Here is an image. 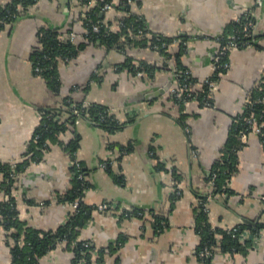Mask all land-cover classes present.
I'll list each match as a JSON object with an SVG mask.
<instances>
[{"label":"crops","instance_id":"0c3cea01","mask_svg":"<svg viewBox=\"0 0 264 264\" xmlns=\"http://www.w3.org/2000/svg\"><path fill=\"white\" fill-rule=\"evenodd\" d=\"M10 1L0 0V6ZM123 1L112 0V7L105 10V21H113L110 28H115L120 14L113 5ZM129 4L150 34L176 38L175 44L182 41L179 60L190 74L186 84L192 91L212 74L217 38L231 30L239 15L248 11L257 34L264 33V0H133ZM83 12L78 0H37L0 28L1 163L28 155L42 111L52 110L64 120L67 98L107 106L121 123L108 130L87 115L66 121L63 131L48 138L42 159L28 162L18 175L13 194L19 218L44 230L66 220L71 207L54 199L70 186L72 159L67 147L75 141V159L90 184L83 200L96 206L80 238L90 241L92 258L100 255L102 264H202L196 253L199 204L202 196L213 192L212 168L225 155L233 160V170L226 189L208 204L209 221L225 229L244 224L243 229L251 230L264 224L262 138L254 132L236 136L235 149L228 151L235 117L244 111L246 95L264 70V36L257 45L229 50L230 66L219 77L211 107L194 98L182 106L175 101L180 83L174 57L140 44H128L124 50L86 45L69 61H59L60 83L55 88L34 72L32 53L38 32L45 26L64 34L71 30L77 43L86 32ZM125 56L157 69L150 76L140 70L118 71L115 65ZM40 201L46 203L42 206ZM101 202H107L109 212L97 209ZM126 208L142 214L125 215ZM240 242L246 243L242 253L216 252L211 264H264V231L256 241ZM63 245L45 253L39 264H72V252ZM11 259L0 225V264H10Z\"/></svg>","mask_w":264,"mask_h":264},{"label":"trees","instance_id":"16d2710c","mask_svg":"<svg viewBox=\"0 0 264 264\" xmlns=\"http://www.w3.org/2000/svg\"><path fill=\"white\" fill-rule=\"evenodd\" d=\"M70 1L71 0H69V2ZM36 2L37 0H11L6 5L0 6V28H2L7 23H12L14 20L19 18L22 12L27 10L30 5H33ZM78 2L81 6H84L86 13V17L82 19V25L85 27L86 32L83 35L81 41L77 43L70 42L68 35L72 34V31L67 30L64 34L62 33L61 29H58L57 27H41L38 32V46H36L33 50L32 60L34 63H37L43 67V78H45L50 83V85L55 88L59 86V61L72 58L78 53V51L82 50L88 44H98L105 49L118 48L122 50H124L128 44L150 46L158 50L162 55H172V57L175 59V71L178 82L181 85L188 82L190 83V74L188 71H186L187 68L181 65L179 60L183 51V45L181 43L182 41L178 40L180 45L178 43H173L170 45L172 40L177 39L150 34L149 31L146 30L142 19H140L136 13L129 9L130 4H124L125 0L118 5H113L114 8H117V10L120 11L119 16H117L115 20V28H110L113 21L111 22L107 20L106 22V12L105 10H102L103 4L106 2L112 4V0H78ZM101 13L102 15H100ZM97 20L102 21L103 24L98 32H94L91 30L90 26L92 22ZM241 20L243 21V17ZM239 28L240 23L234 20L231 30L227 34L219 36V38H223L225 40L228 35L237 34ZM139 30H141L140 34H138ZM40 32H42V35H39ZM262 36H264V33L256 34L252 37L251 43L253 45H257V40H259V38ZM122 37H124V41H121ZM162 42H166L168 45L161 46ZM154 45H157V47ZM174 45H177L176 51H174L172 48ZM115 66H117L118 71L123 68H127L129 72L135 74L136 71L140 70L144 73V75L147 74L149 76L153 75L155 69H157L156 66H153L152 64L150 65L140 63L138 65L134 63L128 56L123 57V60L117 63ZM161 67L165 68V63L161 65ZM223 72H221L219 77ZM211 76L213 75L211 74L209 77ZM214 76H217V74L215 73ZM204 81L202 82L201 88L199 90L192 91L186 88V90L191 91V99L194 98V100H196L200 105H203V98L207 90V85ZM257 84L249 91L253 98L260 95ZM186 90L183 89L184 92H186ZM174 99L180 105H183V103L178 101L177 98ZM65 102L67 104L64 112L67 114V116H65L64 120L62 121L60 116L52 110H44L41 112L42 119L37 129L33 133L28 155H26L23 160L15 162V172H18V175L24 170L28 162L39 161L42 159L44 149L47 146L48 138H54L61 131H63L66 121L71 122L77 117H85V115H87L95 123H99L108 130H112L121 125L116 117L107 114V106L94 102H90L87 106H84L82 101L74 102L69 98H67ZM71 102L76 103L80 111L79 114H72L69 107ZM49 113L52 114L53 118H49V116H47ZM250 115H253L257 119L258 123L264 121V101L261 103H255L253 107L245 106L244 111L235 117L233 131L234 137L230 140L229 146H231L228 148L229 153L231 149H235L236 136L241 138V133L243 131L249 132L250 128L246 124V119ZM55 116L59 118L55 119ZM260 137L262 138L261 141L264 144V136L260 135ZM67 149L71 159L74 160L76 158L75 141L73 143H69ZM232 161L233 160H231L230 155H225L215 164V166H213L212 173L216 174L214 189L212 192L214 196L226 189L222 188V185L225 184V181L228 179L233 170ZM78 162L80 164L79 171L82 172L83 178L77 177V173H79L78 169L74 165H71L70 186L64 193L58 195L56 199L59 201H72L76 198H80L81 201L79 207L77 210L71 211L62 224L57 226L55 229L50 230L34 228L19 218L16 199L12 194L13 190L16 188L15 183L18 181V177L16 179L8 177L11 164L13 162H0V185L5 191V193H3V196L5 197H0V225L5 230V238L7 239L10 249L12 257L10 264H39V259L45 253L61 243H64V248L72 252V264L103 263L100 255L97 256V259L92 258L93 247L91 246L90 241L80 238L81 228L85 224L86 220L90 217L93 208H96V206L91 207L83 200L84 192L86 189H88L90 184L86 179V175L80 161ZM156 165L157 168H163V166H161L158 162ZM106 167H108V165ZM73 172L76 174L72 175ZM205 195L201 197V200L205 198ZM26 202L36 203V201L32 198H26ZM44 202L46 203V201ZM199 208L200 213L196 223V231L200 236V241L196 252L199 261L202 264H211L212 257L216 252L219 251L222 253H227L231 256L242 253L243 247L246 243L240 242L238 238L232 236V234L225 228L212 226L208 219L207 213L203 211L201 203L199 204ZM138 213L142 214V212L137 211H124V214L129 216L138 215ZM156 220L158 219L156 218ZM238 226L241 229L243 227H247L244 224H238ZM262 226L263 223L256 224L254 227H251V230H256ZM205 246L210 247L212 251L211 255L201 257L199 256V252Z\"/></svg>","mask_w":264,"mask_h":264},{"label":"built area","instance_id":"2783aa9c","mask_svg":"<svg viewBox=\"0 0 264 264\" xmlns=\"http://www.w3.org/2000/svg\"><path fill=\"white\" fill-rule=\"evenodd\" d=\"M132 1L133 0H125L124 4H129ZM111 7H112L111 3L106 2L103 4L102 10H108ZM82 16L86 17V13L83 12ZM242 17H243V21L241 20ZM235 20L240 23V28L237 31V34H230L226 37L225 40L223 38H219V37L217 38L218 39V45H217L216 51H215L213 58H212V75L213 76L206 78L204 81L207 85V90H206V93H205L204 98H203V105L204 106L211 107L213 105V91H214V88L216 87V85L218 83L219 75L221 74V72L226 71L230 66V62L228 59L229 50L231 48H245V47L252 46L253 45L251 43L252 37L257 34L255 22L251 16V14L248 11L239 15ZM102 24H103V22L100 20L92 22L91 26H90L91 30L94 32H98L100 27L102 26ZM140 33H141V30H139L138 34H140ZM40 34L42 35V32H40L39 35ZM68 39L70 42L75 43V36L73 34L68 35ZM175 42H176L175 39L172 40L170 45H172ZM167 45L168 44H166V42H162V44H161V46H167ZM154 46L157 47V45H154ZM69 59H71V58H67L64 61L67 62V61H69ZM34 72L38 75L43 76V67H41L37 63H34ZM215 73L217 74V76H214ZM257 85H258V90L260 91V95L253 98L251 96L250 92H248L246 95V99H245V106L253 107L255 103H258V102L261 103L264 101V70L261 73V78H260L259 83ZM186 88H188L187 84L184 83L182 85L180 84V87L174 91V98H177L178 101L182 102L183 104L186 103L188 100H191V98H192L191 91L186 90ZM183 89L186 90V92H184ZM89 103H90V101H88V100L82 101V104L84 106H87ZM69 107H70V111L72 112V114H76V115L79 114L80 111H79L76 103L71 102L69 104ZM107 114L113 115L115 117V115L109 109L107 110ZM47 116H49V118H53L51 113L47 114ZM57 118H59V117L55 116V119H57ZM246 124L250 128V130H249V132L243 131L241 133V138H244L248 133H251V132H254V133H257L259 135L264 136V121L258 123L257 119L253 115H250L246 119ZM107 163L108 162H105L104 166H106ZM71 165H74L78 169L79 173H77V177L83 178L82 172L79 171L80 164H79L78 160L77 159L72 160ZM15 168H16V165H15V162H13L11 164L10 173L8 175L9 178L16 179L18 177V172H15ZM74 174H76V173L73 172L72 175H74ZM215 179H216V174L211 173L210 178H209L211 190L214 189ZM222 188H226V184H223ZM3 193H5V191L0 185V197H5V196H3ZM12 194H13V192H12ZM13 196H14V194H13ZM214 198L215 197H214L212 191H210L205 195V198L200 201L204 212L208 213V204ZM262 199H264V196L262 197ZM54 201L63 205V206H66V205L70 206L71 207L70 212H71L73 210H77V208L79 207L81 199L76 198L72 201H69V200L59 201L58 199H54ZM44 204H45L44 201L39 202V205L43 206ZM97 209L100 211L109 212L110 206L107 204V202H101L100 204L97 205ZM124 210H128V208H126ZM118 211L119 210L116 211V214L117 213L120 214V211L119 212ZM69 213H68V215H69ZM226 230L228 232H230L232 234V236H235L239 240H242L243 238H248L250 240L256 241L257 238H259L261 233L264 231V224L262 227L257 228L256 230H249V229H245V228L241 229L238 225L230 226V227L226 228ZM211 252L212 251H211L210 247L205 246L199 252V256H201V257L209 256V255H211Z\"/></svg>","mask_w":264,"mask_h":264},{"label":"water","instance_id":"95a60500","mask_svg":"<svg viewBox=\"0 0 264 264\" xmlns=\"http://www.w3.org/2000/svg\"><path fill=\"white\" fill-rule=\"evenodd\" d=\"M101 15V14H100ZM154 94H156V92L154 93ZM245 221V220H244ZM246 222H248V221H246ZM249 224L251 223V222H248Z\"/></svg>","mask_w":264,"mask_h":264}]
</instances>
